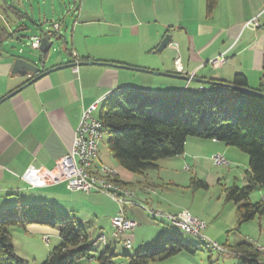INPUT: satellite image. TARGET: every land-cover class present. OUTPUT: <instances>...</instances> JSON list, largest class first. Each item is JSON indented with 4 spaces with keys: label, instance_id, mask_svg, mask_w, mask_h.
<instances>
[{
    "label": "crops",
    "instance_id": "0c3cea01",
    "mask_svg": "<svg viewBox=\"0 0 264 264\" xmlns=\"http://www.w3.org/2000/svg\"><path fill=\"white\" fill-rule=\"evenodd\" d=\"M33 1L35 0H0V7L7 2L22 10L29 3L35 14ZM206 2L207 0H78L74 3L71 38L68 40L62 35L66 56L46 64L48 58L44 68L74 65L53 70L4 100L2 98L25 84L32 76L12 72L14 59L18 56L12 55L2 46L0 208L14 200H39L58 204L56 206L59 209L69 214L74 211L73 207L61 206L57 202L61 203L73 192L81 190L69 188L66 182L31 187L23 174L29 166L52 168L71 149L83 110L96 101L102 106L103 100L116 94L117 89L132 88L165 94L204 85L190 79L185 80L182 76L232 82L236 73L245 75L250 88L264 89V0H217L211 13L207 12ZM31 14L30 12L33 23L35 19ZM42 14L41 9L40 17ZM43 15L46 20V14ZM9 16L12 21L18 20L12 13ZM253 18L257 19L259 26H246ZM55 23L60 25L61 33L65 20L52 24ZM167 34L172 36L171 43L168 48L158 52L157 48ZM221 54H225L226 62L220 67L212 66L210 60ZM177 64L182 67L181 72L177 70ZM153 71L176 76L156 74ZM98 113L99 110L94 115L98 117ZM193 147L210 148L209 152L224 155L231 149L230 145L221 141L188 137L184 154L164 158L163 164L158 162L160 168L156 170L157 177L163 182L160 172L164 169L174 168L177 161L187 164V161L195 160ZM99 154L95 159V166L105 163L118 168L101 159ZM118 170L119 178L124 183L134 187L138 185L143 189L146 186H157L148 171L143 175L137 174L142 176L139 179L126 170ZM164 177L168 178L169 184H177L171 176ZM86 195V199L95 207L105 206V216L109 220L119 209V204L109 196L95 192ZM159 198L158 196L151 201L160 206ZM178 211L179 208H174L170 212ZM128 213L127 211V216L132 219ZM259 225L263 232L262 224ZM28 228L30 232L42 234L47 242H50V236L60 240L57 229L41 225H30ZM207 228L204 232L212 239L220 238L224 232L223 229ZM131 232L125 234L124 239L135 240L136 235ZM108 239L112 243V238ZM261 250V258H264V249ZM235 255L240 258L238 254Z\"/></svg>",
    "mask_w": 264,
    "mask_h": 264
},
{
    "label": "trees",
    "instance_id": "16d2710c",
    "mask_svg": "<svg viewBox=\"0 0 264 264\" xmlns=\"http://www.w3.org/2000/svg\"><path fill=\"white\" fill-rule=\"evenodd\" d=\"M216 4L217 0H207V12L211 13ZM10 13L18 22L30 18L18 7L7 2L2 4L0 48L15 38L18 31L28 29L21 23L13 30L9 29ZM59 37L63 40L61 35ZM213 81L249 87L247 78L241 73H236L232 82ZM258 90L264 92V89ZM116 95L114 100L100 107L98 119L103 123L104 131L110 133L108 149L122 169L140 175L158 170L160 159L184 154L188 137L221 141L249 155L245 172L247 184L224 187L225 200L237 205V226L264 215V199L250 202L252 191L257 186L264 187L263 97L211 84H204V89L197 92L178 90L165 94L120 88ZM240 107L249 111L242 113ZM247 116H255V121L247 122ZM119 182L125 185L120 179ZM191 183L196 188H208L207 182L196 176ZM30 225L46 226L59 232L61 242L53 247L42 264H116L119 255L110 241L105 243L102 251L93 244L87 245L89 235L80 220L47 201L17 202L0 210V264L28 263L15 251L10 228L18 226L30 231ZM198 251L200 244L186 242L182 232L172 229L159 240L147 242L123 257L126 264H154L181 253L195 255ZM232 251L240 256L241 264L262 261V250L252 243H237Z\"/></svg>",
    "mask_w": 264,
    "mask_h": 264
},
{
    "label": "rangeland",
    "instance_id": "374dc122",
    "mask_svg": "<svg viewBox=\"0 0 264 264\" xmlns=\"http://www.w3.org/2000/svg\"><path fill=\"white\" fill-rule=\"evenodd\" d=\"M77 1L78 0H35L32 4V8L35 9V14H33L32 9H30V4L26 3V5L22 7V10L24 12L26 11L29 15L31 12V16L34 15V21L39 27L37 28L36 24L32 23L30 18L22 20L21 24L27 25L28 29L18 31L14 39L8 40L3 44V49L12 55L26 57L35 61L39 60L40 51L34 49L32 46L33 36L40 35L41 31L51 27L53 22L63 19L66 24L61 27V35L69 40L71 38L74 19V3ZM41 9L43 14H46V20H44L43 14L41 17L39 15ZM1 17L2 14H0V18ZM51 20L53 21L49 22ZM8 21L7 25L11 30L15 29L19 24L18 20L15 19H13V21L8 19ZM64 50V43L56 41L50 52L48 60L50 62L48 63L47 61L46 64H50L59 57H65L66 54ZM115 97L116 94H111L109 98L103 100V102L112 101ZM99 105L101 106L100 102ZM98 110H96L95 113H97ZM240 111L244 113L249 110L244 111V109L240 107ZM248 114L251 115L252 113L249 112ZM246 121L249 123L255 121V116H247ZM109 138L110 133L104 131L103 138L99 142L100 158L108 163L114 164L121 172H124L125 170L119 167L113 154L108 149ZM193 148L195 149V154H193L195 160L191 159L187 161V164L177 161L175 162L174 168L168 167L164 169L162 173L160 172L161 176L164 178L163 182L161 181L162 179L157 177L158 171H148L154 183L157 184V186H155L156 188L146 186V191H144L145 188H140L138 185L134 187L123 182L127 188L131 189L133 193L132 197H134L131 198L132 203H127L128 215L138 222L137 227L131 232L136 235V239L132 241L131 247H128L125 242H123L125 238L123 234H115V229L111 221L112 218L109 220L105 216L107 214L104 211L105 206L95 207L86 199L87 195L83 191H75L72 195H69V197H62L65 199L62 200L61 203H57L61 206L66 205L68 207H73L72 209H74V211H72L71 214L76 215L77 218L80 219L81 225L89 235L86 242L87 245L93 244L94 248L98 251H102L105 243L98 240L99 236L104 234L108 238H112V247L119 255L116 258V264H126V259L123 257V254H131L140 249L145 243L159 240L164 233L172 229L182 232L186 242L200 244V251L195 255L181 253L154 264H241V258L237 257L232 251L233 246L240 242L250 241L256 246L264 247V215L263 217L258 215L255 219L245 222L241 226H237V205L233 201L225 200L224 187L233 184L239 186L247 184L245 172L248 169L249 155L235 146H230L231 149L227 155L219 152H209L210 148ZM215 154L223 155L228 160V164L216 165L212 160V156ZM158 162L163 164L165 159H160ZM111 167L117 169L119 172L118 168L114 166ZM130 173L139 179L142 177L135 173ZM165 175L171 176L177 184H169L168 178L164 177ZM195 176L207 182L208 188L194 187L191 183V179ZM95 193L107 196L103 193ZM158 196L160 197V206H157L156 202L153 203L151 201V199L158 198ZM144 197L147 198L149 202H147ZM262 199H264V187L257 186L250 194V202L256 203ZM29 201L30 203L36 202L33 200ZM38 201L39 200H37V202ZM16 203L17 200H14L11 204L1 207L0 210ZM20 203H26V200H22ZM56 205L58 206V204ZM117 206L119 208V205ZM174 208H179L180 211L171 212V214H181L179 213L181 210H188L193 215L197 214L202 216L203 218L200 216L197 217L204 219L207 227L223 229L224 232L220 238L214 240L224 248L225 252L219 253L218 249L213 248L209 244L208 238V240H206L199 235L180 230L175 225L172 226V222L167 217L154 215V212H159L157 210L170 212ZM62 211L65 212L64 210ZM259 223L263 226V232L260 231ZM10 232L13 237L15 251L28 261L27 264H42L53 247L61 242V239L58 240L54 236H50L51 240L47 242L42 234L33 233L18 226L11 227ZM263 259L264 258H261V260ZM79 264L84 263L80 262Z\"/></svg>",
    "mask_w": 264,
    "mask_h": 264
},
{
    "label": "built area",
    "instance_id": "2783aa9c",
    "mask_svg": "<svg viewBox=\"0 0 264 264\" xmlns=\"http://www.w3.org/2000/svg\"><path fill=\"white\" fill-rule=\"evenodd\" d=\"M246 26H259V23L256 18H253ZM53 28L59 30L60 25L55 23ZM39 43L40 36L32 38V46L34 49L39 48ZM226 60L225 54H221L210 60L209 63L214 67H220ZM178 62L179 59H177ZM177 70L181 72L182 67L180 64H177ZM200 88L204 89V85H201ZM94 123L97 122L93 116V104H91L83 110L80 122L75 131L71 149L63 157L58 159L52 168L29 166L24 172L23 178L31 187H44L49 184L66 182L69 188L73 190H81L86 193L99 192L109 196L119 204V209L111 219L115 234L125 235L137 227V222L127 216V199L134 197L119 193L117 190H107L100 183V179L97 177V170L111 171V166L105 163L95 166V159L99 153L97 140H101L103 134H100V131H92V124ZM212 160L216 165L228 164V160L221 154L213 155ZM157 211L161 212V216H174L184 226L196 230L197 233L215 242L219 246V253L225 252L217 241L205 234L204 231L207 228V224L203 219L194 216L188 210H181V214ZM98 240L106 243L109 242L106 235H100ZM124 242L132 244L129 238L124 239ZM257 248L264 249L263 246H257ZM259 264H264V262H260L259 260Z\"/></svg>",
    "mask_w": 264,
    "mask_h": 264
},
{
    "label": "water",
    "instance_id": "95a60500",
    "mask_svg": "<svg viewBox=\"0 0 264 264\" xmlns=\"http://www.w3.org/2000/svg\"><path fill=\"white\" fill-rule=\"evenodd\" d=\"M60 35H61V33L59 32V30H55L53 28V26L42 30L40 35H38V36H40V43H39V48H38V50L40 51L39 60L35 61V60L29 59L26 57L24 58L21 56H18L14 59L12 72H18L20 74L29 75V76L31 75L32 78L29 79L22 86L18 87L13 92H11L10 94H8L4 98H2V100L15 95L16 93L21 91L24 87L30 85L31 83L35 82L36 80L40 79L41 77L45 76L46 74L50 73L53 70H56V69H59V68L65 67V66H73L74 65V64H66V65H59V66H56V67L50 68V69L44 68L46 60L50 57V52H51V49H52L54 43L56 41H61V42L63 41L59 37ZM171 39H172L171 34L165 35L164 38L162 39V41L160 42V44L157 48V51L161 52V51L165 50L166 48H168V46L171 43ZM88 63H98V62H88ZM125 67H129V66H125ZM152 73L169 75V76H176L174 74H168V73H164V72L153 71ZM179 77H181V76H179ZM181 78H184L185 80L190 79L194 82H198V83H202V84H211V85H218L221 87L235 88V89L242 91L244 93H249V94H253V95L260 96V97L264 98V92H262L258 89L250 88V87L236 86L233 84L217 82V81H213V80H209V79L190 78L188 76H182ZM2 100H0V102Z\"/></svg>",
    "mask_w": 264,
    "mask_h": 264
},
{
    "label": "bare ground",
    "instance_id": "6f19581e",
    "mask_svg": "<svg viewBox=\"0 0 264 264\" xmlns=\"http://www.w3.org/2000/svg\"><path fill=\"white\" fill-rule=\"evenodd\" d=\"M184 90H189L191 92H197L199 90H202V88L200 87H187V88H183L182 91ZM99 108V102L96 101L93 103V113L98 110ZM94 116V115H93ZM95 120L97 123L92 124V131H100V134L104 133V126L103 123L98 119V117H95ZM103 138V135H102ZM99 142L100 140H97V149L99 150ZM97 177L100 179V183H102V185L107 189V190H117L119 191V193H124V195L127 196H131L132 197V191L131 189L127 188L126 185H123L119 182V172L117 171V169L111 167V171L110 170H97ZM127 203H132L131 202V198L127 199ZM154 215H160V212H154ZM162 217H167L172 224H174L175 226H177L178 228H180L183 231L192 233V234H196L201 236L202 238H205L206 240H208L205 236H202L201 234L197 233L196 230L190 229L186 226H184L181 221H179L177 218H175L174 216H162ZM104 235V234H102ZM209 244L215 248L219 250V246L216 245L215 242H212L210 240H208ZM106 243V242H104ZM128 247L131 246L130 243H125ZM222 250H224V248L221 246ZM263 251V250H262ZM261 262H264V260H262Z\"/></svg>",
    "mask_w": 264,
    "mask_h": 264
}]
</instances>
